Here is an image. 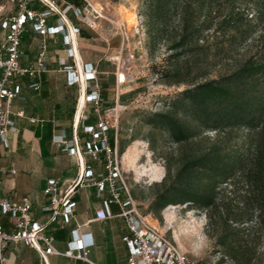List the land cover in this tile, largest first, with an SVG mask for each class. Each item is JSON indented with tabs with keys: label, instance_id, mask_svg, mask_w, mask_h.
I'll list each match as a JSON object with an SVG mask.
<instances>
[{
	"label": "rangeland",
	"instance_id": "rangeland-1",
	"mask_svg": "<svg viewBox=\"0 0 264 264\" xmlns=\"http://www.w3.org/2000/svg\"><path fill=\"white\" fill-rule=\"evenodd\" d=\"M89 1L102 12V17L96 21L97 28L117 33L124 42L122 54H115L113 61L120 62L126 80L121 79L120 71L119 78L124 82L122 89L127 91L122 94V106L112 107L109 118L118 128L120 140L123 139L125 153H118L119 165L129 189L141 203L142 212L150 215L151 223L159 232L194 264H264L259 195L242 175L219 187L220 212L213 220L207 209L189 202L171 203L159 213L149 212L151 202L163 186L166 166L171 165L176 171L183 151L189 153L206 145L208 140L214 141L217 131H206L203 142L198 139L181 146L167 132L146 123L149 113L170 109V101L176 93L187 87L171 84L161 75L168 65L166 58L175 52L163 42L151 52L145 16L147 0ZM250 1L216 3L214 9L222 3V13L215 14V21H220L230 10L239 12L240 18L235 24L224 23L204 33L201 44L209 45L211 50L207 61L196 65L200 56L194 57L192 53L182 56L190 61L192 77L198 82L227 74L246 59L264 55V4ZM249 134V130L237 128L230 140L223 143L248 152L252 146ZM120 146L118 142L117 151ZM228 217L231 219L224 231L222 224Z\"/></svg>",
	"mask_w": 264,
	"mask_h": 264
},
{
	"label": "crops",
	"instance_id": "crops-1",
	"mask_svg": "<svg viewBox=\"0 0 264 264\" xmlns=\"http://www.w3.org/2000/svg\"><path fill=\"white\" fill-rule=\"evenodd\" d=\"M66 1L81 8L87 5L85 0H81L80 4ZM59 3L62 8L66 5L63 1ZM31 6L45 9L38 1H33ZM48 24H64L65 31L43 37L32 23H28L21 39L23 66L36 62L43 39L47 43L49 65L40 75L16 77L20 93L12 107L14 112L23 111L24 116L12 115L16 130L8 133V146L0 141V201L6 198L20 201L28 197L32 201L30 212L33 219L46 225V231L55 236V246L61 252L67 251L76 239L75 229L79 223L82 225L81 232L91 233L90 237L94 240L89 249L91 260L99 264H128L129 249L124 237L132 235V232L120 204H110L112 217L96 219L97 211L103 209L106 200L112 197L108 184L103 189L97 184L108 174L105 153L101 154V161H95L85 153L86 142L92 138L85 127L97 125L99 116L92 104H85V84L72 83V76L66 69V65L73 66L82 74L91 67L97 69L103 96L107 100V115L111 116L112 107L122 106V94L127 91L122 89L124 82L119 81L120 62L113 61L115 54H122L124 42L111 30L100 31L98 24L89 26L73 11L63 15L53 13L48 18ZM75 27L79 28L78 33ZM68 40L71 41L69 44ZM35 82H40L39 88L31 87ZM115 126L109 134L115 129L114 147L117 148L121 134ZM60 137L71 141L75 151L58 145ZM87 165H91L96 178H86L81 185H76ZM51 178L58 179L64 190L75 184L73 199L77 202V221L65 223L61 216L50 221L51 213L44 207L48 204L45 189ZM131 193L143 211L138 197ZM122 197H126L124 190ZM0 219L7 232L14 230L15 217L12 214H1ZM6 255L8 264H42L38 251L24 242H10ZM48 262L89 264L82 259L58 254L49 255Z\"/></svg>",
	"mask_w": 264,
	"mask_h": 264
},
{
	"label": "trees",
	"instance_id": "trees-1",
	"mask_svg": "<svg viewBox=\"0 0 264 264\" xmlns=\"http://www.w3.org/2000/svg\"><path fill=\"white\" fill-rule=\"evenodd\" d=\"M256 1L264 4V0ZM218 2L222 0H147L145 16L151 52L162 42L175 52L166 58L168 65L161 75L171 84L187 87L176 93L170 109L149 113L146 123L167 132L181 146L198 139L203 142L206 131H217L214 141L208 140L189 153L183 151L176 171L166 166L163 186L149 212L159 213L171 203L189 202L207 209L213 220L220 212L219 187L242 175L259 195L258 209L264 226V55L250 57L233 71L202 82L192 77L193 66L182 57L187 53L200 56L196 65L207 61L211 50L209 45L201 44L204 33L224 23L235 24L240 18L239 12L230 10L215 21V14L222 13V3L214 9ZM237 128L250 132L252 146L248 152L223 143ZM110 133L114 147L115 129ZM119 142L121 155L125 145L123 139ZM229 219L225 218L222 230H227Z\"/></svg>",
	"mask_w": 264,
	"mask_h": 264
},
{
	"label": "built area",
	"instance_id": "built-area-1",
	"mask_svg": "<svg viewBox=\"0 0 264 264\" xmlns=\"http://www.w3.org/2000/svg\"><path fill=\"white\" fill-rule=\"evenodd\" d=\"M33 1L40 2L45 9L39 10L32 7ZM59 1L65 2L66 5L62 8ZM85 2L87 5L81 8L66 0H0V141L4 146H8V133L16 130L12 115L24 116L23 111L14 112L12 107L20 93L16 77L40 75L48 69L49 65L46 59L45 39L39 44L40 53L36 62L29 66L21 64L23 56L21 39L27 24L32 23L34 29L43 37L57 34L65 31V25H49V16L53 13L63 15L73 11L86 24L93 27L97 24V19L102 17V12L89 0ZM75 32H79L78 27H75ZM70 42L67 41L68 44ZM63 64L66 62L63 61ZM66 69L72 76V83L85 84V104H92L99 116L97 125L85 127L86 131L92 135V138L86 142L85 153L95 161H101V154L105 153L108 174L97 181V184L101 189L108 184L112 197L106 200L103 209L97 211L96 219L105 220L112 217L110 204L113 202L120 204L122 214L126 217L132 232V235L124 237L129 249L128 264H194L185 253L159 232L151 223L150 215L140 210L125 182L122 167L119 165L117 148L111 145L109 139V130L114 125L110 123L107 115L105 108L107 100L103 96V87L98 78L97 69L91 67L84 74L77 72L73 66L66 65ZM31 87L39 88L40 82L33 83ZM60 138L58 145H65L71 152L75 151L71 141ZM13 171L15 172V169ZM86 178H96L91 165H87L85 173L77 179L75 184L81 185ZM75 184L64 190L58 179L48 180L45 189L48 204L44 210L51 213L50 221L56 220L58 216H61L65 223L77 221V202L73 199L76 193ZM123 190L126 192L125 198L122 197ZM31 208L32 201L28 197H23L20 201L10 198L0 201V217L1 214L9 213L15 217V227L12 232L6 231L0 219V264H8L6 248L10 242H24L37 250L42 264H49L48 256L51 254L66 255L85 260L89 264H99L89 258V249L94 244V240L90 237L91 233L81 232V224L77 223L76 239L70 243L69 249L61 252L55 246V236L46 231V225L33 219Z\"/></svg>",
	"mask_w": 264,
	"mask_h": 264
},
{
	"label": "bare ground",
	"instance_id": "bare-ground-1",
	"mask_svg": "<svg viewBox=\"0 0 264 264\" xmlns=\"http://www.w3.org/2000/svg\"><path fill=\"white\" fill-rule=\"evenodd\" d=\"M76 36V35H75ZM82 65V64H81ZM120 76L123 81L126 80V76L120 71ZM84 84V83H83ZM155 222V220H153ZM155 224V223H154ZM179 239V238H178ZM180 241V240H179ZM181 242V241H180ZM182 244V243H181Z\"/></svg>",
	"mask_w": 264,
	"mask_h": 264
}]
</instances>
